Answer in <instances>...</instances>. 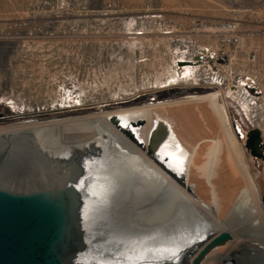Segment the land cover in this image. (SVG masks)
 <instances>
[{
  "label": "rangeland",
  "instance_id": "374dc122",
  "mask_svg": "<svg viewBox=\"0 0 264 264\" xmlns=\"http://www.w3.org/2000/svg\"><path fill=\"white\" fill-rule=\"evenodd\" d=\"M263 17L264 0H0V126L218 91L264 214V35L249 34ZM223 19L242 26L236 50L207 31ZM252 129L259 156L245 145ZM152 254L146 264H167Z\"/></svg>",
  "mask_w": 264,
  "mask_h": 264
},
{
  "label": "bare ground",
  "instance_id": "6f19581e",
  "mask_svg": "<svg viewBox=\"0 0 264 264\" xmlns=\"http://www.w3.org/2000/svg\"><path fill=\"white\" fill-rule=\"evenodd\" d=\"M156 82V88L162 86L159 79ZM241 92L240 99H246ZM220 97L216 91L129 109L0 126V184L21 190L52 181L78 195L86 230L82 264H94L123 238L131 240L134 213L129 212L132 205L116 169L102 174L78 170L98 165L99 157L115 163L116 156L139 194V211L146 232L152 235L145 249L130 241L141 257L139 262L146 261L144 255L151 251L158 254L150 255L154 261L193 264L207 248L199 264H264L259 194L231 135V120ZM212 136L217 137L216 143ZM261 143L256 142L257 149ZM96 217L118 220L115 236H110V229L97 227ZM224 232L228 239L211 245ZM162 238L167 247L150 246Z\"/></svg>",
  "mask_w": 264,
  "mask_h": 264
},
{
  "label": "water",
  "instance_id": "95a60500",
  "mask_svg": "<svg viewBox=\"0 0 264 264\" xmlns=\"http://www.w3.org/2000/svg\"><path fill=\"white\" fill-rule=\"evenodd\" d=\"M258 140V130L247 133L245 145L254 156L261 154L256 148ZM45 183L49 184L40 189L21 190L0 184V264H82L81 198L62 185ZM227 239L224 232L210 243ZM207 250L203 249L193 264H199Z\"/></svg>",
  "mask_w": 264,
  "mask_h": 264
},
{
  "label": "flooded vegetation",
  "instance_id": "af4514ba",
  "mask_svg": "<svg viewBox=\"0 0 264 264\" xmlns=\"http://www.w3.org/2000/svg\"><path fill=\"white\" fill-rule=\"evenodd\" d=\"M109 155L113 156L114 154H110ZM114 158V162H111L110 160L103 158V157H99L98 161L99 164L95 165L94 167L90 166V165H86L84 167L79 168L78 171L81 172H85V173H93V174H102L104 171L109 172V170H113L116 169L118 174H121L122 177V184L124 186V189L126 191V193L129 196V201L130 204L132 205L131 210L129 209V212L131 214L134 215V218H130V228L129 231L131 232L130 235H133L131 240H126L125 238H123V240H121V243H118L117 246L115 248L110 249L107 253L102 254L99 256V258H97V260L94 262V264H146V261L144 262H139L141 260V257L131 249L130 241H134L136 240L137 243H141L140 241H142L143 239L139 240L140 237H144V236H140V235H144V248H146V245H148V243H146L148 240H146V237L149 236V234L146 232V223L145 220L142 218V214L140 213V208H139V194L136 192V190L133 187V183L128 181L123 172H122V167L117 159L116 156H113ZM96 225L99 228L102 229H110V236L113 237V235L115 236L116 231L118 230V220H102L99 217H96ZM85 223L82 221V229L83 232H85ZM135 247H137L135 244H133ZM143 249V248H142ZM129 253V254H128ZM134 254V255H133ZM144 259H146V254L144 255ZM138 261V262H135Z\"/></svg>",
  "mask_w": 264,
  "mask_h": 264
},
{
  "label": "built area",
  "instance_id": "2783aa9c",
  "mask_svg": "<svg viewBox=\"0 0 264 264\" xmlns=\"http://www.w3.org/2000/svg\"><path fill=\"white\" fill-rule=\"evenodd\" d=\"M210 28L207 27L209 33H213L219 44L220 48L223 50H236L239 48L243 30L241 24L235 19H223L210 21ZM251 36L264 35V17L262 18L261 24L255 28V30H250Z\"/></svg>",
  "mask_w": 264,
  "mask_h": 264
}]
</instances>
